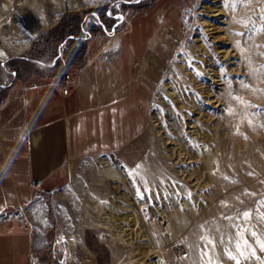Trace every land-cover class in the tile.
<instances>
[{"label":"rangeland","instance_id":"374dc122","mask_svg":"<svg viewBox=\"0 0 264 264\" xmlns=\"http://www.w3.org/2000/svg\"><path fill=\"white\" fill-rule=\"evenodd\" d=\"M31 1L0 0L1 85L17 82L0 92V128L13 124L15 113L24 109L25 86L57 83L86 62L116 69L126 83L134 79L149 93L146 126L127 146L104 154L126 165L134 188L131 202L145 220L154 216L158 227L150 223L149 231L140 228L132 238L123 231L124 222L122 232L97 228L102 220L98 206L110 207L109 199L124 185L111 188L114 181L105 177L115 171L96 166V155L79 157L69 162L65 187L36 199L45 206L47 224H40L38 214L31 216L37 244L29 264H264L257 242H264V0H219L206 11L203 0H36L44 3L52 23L33 25L27 12ZM72 1L81 5L71 6ZM199 17L211 25L203 26ZM216 23L221 36L228 29L233 44L227 85L231 101L226 110L221 95L227 86L218 81L213 136L208 139L215 153L209 173L200 168L199 158H190L196 147L204 148L200 115L193 110L202 104L174 67L196 33L202 30L211 37L216 31L209 29ZM70 36L82 41L68 39L62 46ZM23 44L27 46L16 52ZM60 51L53 71L41 65L51 63ZM195 63L191 58L190 69L200 82L210 83ZM137 199L144 203L137 204Z\"/></svg>","mask_w":264,"mask_h":264},{"label":"crops","instance_id":"0c3cea01","mask_svg":"<svg viewBox=\"0 0 264 264\" xmlns=\"http://www.w3.org/2000/svg\"><path fill=\"white\" fill-rule=\"evenodd\" d=\"M62 55L41 65L52 68ZM64 75L70 82L66 95L56 80L25 86L24 109L0 128V214H19L0 220V264H29L37 244L31 216L47 224L45 206L36 199L65 187L71 160L120 150L146 126L149 93L134 79L126 83L116 69L90 62ZM16 83L0 85V92Z\"/></svg>","mask_w":264,"mask_h":264},{"label":"bare ground","instance_id":"6f19581e","mask_svg":"<svg viewBox=\"0 0 264 264\" xmlns=\"http://www.w3.org/2000/svg\"><path fill=\"white\" fill-rule=\"evenodd\" d=\"M49 1L54 2V0H49ZM211 2H219V0H214V1L203 0V5H204L203 7H204L205 11L209 7L213 8L215 6ZM246 2H247V0H242L241 3L247 4ZM74 4L79 5V6L81 5L76 1L70 2L71 6H73ZM43 7H44V3L40 2V1L38 2L36 0H33L30 2V5L27 6L28 19L30 21V24H32V25H33V23L44 24V22L52 23V21H50V18L46 15V12L42 9ZM2 13L0 14V16L2 15ZM199 19H200L201 23H204V24H202L203 26H205L206 24L211 25V24L206 23V21H207L206 19L203 20L202 17H199ZM217 25L218 26H215V27L209 29V30H213V31L215 30L216 31L215 34L211 37H208L207 36L208 33L205 34V32H203L202 30L197 32L194 40H192V41H194V43L190 44L187 52L184 55H182L183 58L182 59L179 58L178 59L179 61H177L176 65L174 67V74L178 76V78L181 80V82L187 81L189 83L188 85L192 88L191 89L192 92L200 99V104H202V107L198 108V105H197V107H194L193 110L198 109V114L200 115L198 124L200 126L201 133L206 136V138L204 140L205 143H203V145H202V147H204V148L198 149L195 146L196 147L195 151H194V153H192L190 158H194V156L196 158H199L201 160L200 168H206V170H208L209 173H211L210 171H211V166L213 165V163H212L213 162V155L215 154L213 151V148H212L213 145L208 143V139H210L213 136V131L211 128L213 125L212 117L214 116V114H213L212 110L214 108L213 107L214 104L216 103V101L218 99L217 95L215 94L216 91H215L214 85H216V83L218 81L221 82L222 84L226 85V86L228 85V82H229V79L231 76V64L229 62L230 58H231L230 57V53H231L230 48H232V45H233L231 43V37L227 35L228 29L225 28L224 34L226 36H221L220 31H222V30L219 28L220 25L219 24H217ZM216 29H220V30H216ZM211 33H213V32L211 31ZM1 37L4 38V35H2ZM26 46H27L26 44L19 45L15 48V51L16 52L21 51ZM191 58L196 61V63L194 64V66H196V68H197L196 70L197 71L200 70L205 75H207L208 78H205V79H209L210 83L207 82L208 80L206 82L205 81L200 82V79H198V76H196V74L193 73V71L190 69L191 67H189V62L191 61ZM197 63H199V66L196 65ZM183 74H184V78L182 79ZM219 95H221V94H219ZM221 96L224 97V101L226 103V110H229L230 101H231V94H230L229 86H227V89L224 90V92L222 93ZM193 100H195V99H193ZM201 101H202V103H201ZM191 106H190V108H191ZM224 117L223 118L225 120V126H224L225 127V134L227 133L226 135H228L229 128H230V123H229L230 113L226 112ZM200 146H201V144H200ZM170 150L171 149H169L168 152H170ZM158 156L160 158L163 157V155L160 153H158ZM94 159L96 161L94 163V164H96V166L103 167V168H111L115 171L114 173H112V175L105 177V179L107 181H111V182L114 181L112 184V187H111L112 189L118 188L120 184L124 185L123 189L118 190V193L115 194L116 196L109 199V201L112 202V205L110 207H104V205L100 207V206H98V203L96 201L92 202V204L97 205L99 207V210L101 212V213L99 212L100 213L99 215H101V219H102V220H99L95 226L97 228L109 230L112 232L116 231V230L119 232H122L121 230L123 228H125L122 226V223L124 222V223H126L127 228H125V230H123V231L124 232L127 231L128 234L130 235V238H132L133 232H136L140 228H142V230L144 229V230L149 231V224L150 223L156 224L158 227V223L156 222V219L154 216L145 220L139 214L138 207H135V205H136V204H134L135 201L131 202V199H133L132 197L134 196V195L132 196V194H134L133 193L134 188L130 185L131 183L128 182V178L126 176V169H127L126 165H123V167H122L118 163H113L109 159V157L104 153L96 155L94 157ZM167 164H168L167 161L163 162L162 167L164 168L165 166H167ZM196 168H199V166ZM96 170H97V168H96ZM100 171H101V169H100ZM121 201H124L125 204H122ZM140 201H142V200H140ZM140 201L137 199L136 200L137 204H141L142 202L144 203V201H142V202H140ZM116 208H119L120 212L114 211V210H116ZM184 210L188 211L186 209H184ZM180 212L182 213V211H180ZM173 214L179 215L178 212H174ZM141 219H144V220L140 223ZM179 219H180V217H179ZM176 251H178V250H176ZM165 258H166V256H165ZM166 260L168 261V259H166Z\"/></svg>","mask_w":264,"mask_h":264},{"label":"built area","instance_id":"2783aa9c","mask_svg":"<svg viewBox=\"0 0 264 264\" xmlns=\"http://www.w3.org/2000/svg\"><path fill=\"white\" fill-rule=\"evenodd\" d=\"M58 87L61 90L62 95H66L68 92V88L70 86V82L68 79H60L57 83ZM18 207L21 209L22 205H18ZM19 217V214L17 212L13 211H1L0 214V220H11V219H17Z\"/></svg>","mask_w":264,"mask_h":264},{"label":"snow or ice","instance_id":"6c2138e0","mask_svg":"<svg viewBox=\"0 0 264 264\" xmlns=\"http://www.w3.org/2000/svg\"><path fill=\"white\" fill-rule=\"evenodd\" d=\"M262 19H264V17H262ZM262 31H264V29H262ZM238 35H240V36H244L245 34L244 33H238ZM259 47V46H258ZM261 68L262 69H264V65H262L261 66ZM246 88L248 87V85H244ZM241 103H243V101H241ZM251 121H249V124L251 125ZM244 216L245 217H248L249 216V214L246 212V213H244ZM251 235L253 236V237H256V233L255 232H252L251 233ZM258 242V244H259V247H260V250L261 251H264V242H260V241H257ZM245 243H247V242H245ZM237 251H239L240 252V255H245V252L243 251V250H241L240 249V246L239 245H237ZM255 253H253V255H254ZM229 258L230 259H232V260H236V257L235 256H232L230 253H229ZM236 264H239V261L238 260H236Z\"/></svg>","mask_w":264,"mask_h":264},{"label":"trees","instance_id":"16d2710c","mask_svg":"<svg viewBox=\"0 0 264 264\" xmlns=\"http://www.w3.org/2000/svg\"><path fill=\"white\" fill-rule=\"evenodd\" d=\"M67 41H68V40H67ZM70 41L74 42V39H71ZM57 63H58V62L55 63L54 67L49 68V69H47V70H49V71H53V70H54L53 68L56 67ZM4 77H5V76H4V75L1 73V71H0V85H1V81H2V79L4 80Z\"/></svg>","mask_w":264,"mask_h":264},{"label":"water","instance_id":"95a60500","mask_svg":"<svg viewBox=\"0 0 264 264\" xmlns=\"http://www.w3.org/2000/svg\"><path fill=\"white\" fill-rule=\"evenodd\" d=\"M1 63H2V65H3L4 62L2 61Z\"/></svg>","mask_w":264,"mask_h":264}]
</instances>
